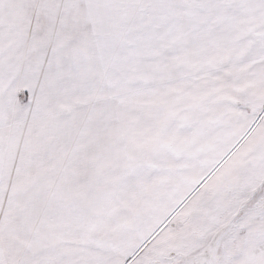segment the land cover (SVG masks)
<instances>
[{
	"label": "snow or ice",
	"instance_id": "1",
	"mask_svg": "<svg viewBox=\"0 0 264 264\" xmlns=\"http://www.w3.org/2000/svg\"><path fill=\"white\" fill-rule=\"evenodd\" d=\"M0 264H264V0H0Z\"/></svg>",
	"mask_w": 264,
	"mask_h": 264
}]
</instances>
